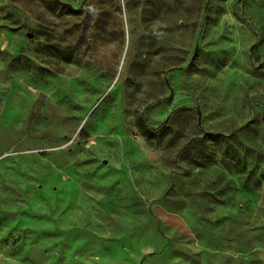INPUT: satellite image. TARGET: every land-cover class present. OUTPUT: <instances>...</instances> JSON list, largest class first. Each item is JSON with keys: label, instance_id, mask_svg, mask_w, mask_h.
<instances>
[{"label": "rangeland", "instance_id": "1", "mask_svg": "<svg viewBox=\"0 0 264 264\" xmlns=\"http://www.w3.org/2000/svg\"><path fill=\"white\" fill-rule=\"evenodd\" d=\"M264 0H0V264H262Z\"/></svg>", "mask_w": 264, "mask_h": 264}, {"label": "crops", "instance_id": "2", "mask_svg": "<svg viewBox=\"0 0 264 264\" xmlns=\"http://www.w3.org/2000/svg\"><path fill=\"white\" fill-rule=\"evenodd\" d=\"M260 260H261V263L264 264V253H261Z\"/></svg>", "mask_w": 264, "mask_h": 264}]
</instances>
